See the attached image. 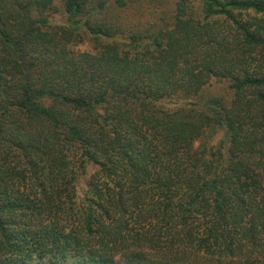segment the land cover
<instances>
[{"label":"trees","instance_id":"16d2710c","mask_svg":"<svg viewBox=\"0 0 264 264\" xmlns=\"http://www.w3.org/2000/svg\"><path fill=\"white\" fill-rule=\"evenodd\" d=\"M61 1L0 0V264H264V0Z\"/></svg>","mask_w":264,"mask_h":264},{"label":"rangeland","instance_id":"374dc122","mask_svg":"<svg viewBox=\"0 0 264 264\" xmlns=\"http://www.w3.org/2000/svg\"><path fill=\"white\" fill-rule=\"evenodd\" d=\"M108 6H110V15H113L114 18L119 21L128 23L129 28H134L135 30H144L145 28L150 27V24L158 21V17H166L172 7L173 0H141L140 2H132L126 8H116L115 0H104ZM61 0H54L53 9L47 12L48 20L55 25H65L67 23L66 16L62 7ZM126 26H122L124 28ZM78 48L81 50H91L92 44L90 41L85 38V41L78 45ZM226 92V83L219 81L218 79H213L211 83L206 87V94L214 93H225ZM221 136V133L215 134L209 143H215ZM93 166L88 164L85 168V172L78 176L76 180V191L77 197L80 198L83 195L85 190V183L92 172Z\"/></svg>","mask_w":264,"mask_h":264}]
</instances>
